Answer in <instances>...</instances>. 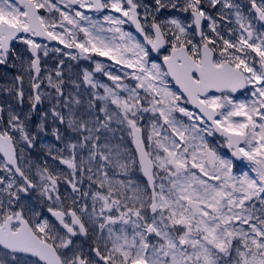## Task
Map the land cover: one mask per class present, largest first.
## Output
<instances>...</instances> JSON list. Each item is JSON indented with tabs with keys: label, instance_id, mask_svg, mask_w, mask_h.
<instances>
[{
	"label": "snow or ice",
	"instance_id": "6c2138e0",
	"mask_svg": "<svg viewBox=\"0 0 264 264\" xmlns=\"http://www.w3.org/2000/svg\"><path fill=\"white\" fill-rule=\"evenodd\" d=\"M249 4L0 0V264H264V0ZM42 41L94 69L66 81ZM49 117L63 170L25 156Z\"/></svg>",
	"mask_w": 264,
	"mask_h": 264
},
{
	"label": "rangeland",
	"instance_id": "374dc122",
	"mask_svg": "<svg viewBox=\"0 0 264 264\" xmlns=\"http://www.w3.org/2000/svg\"><path fill=\"white\" fill-rule=\"evenodd\" d=\"M98 59L104 60L105 58H98ZM79 62L80 63L78 64V67H76V68H74V65L72 63L69 66L63 67L64 78L66 81H68L69 78H71V79H82V73L85 69H88L89 71L94 69V65L90 64L88 61L79 60ZM108 63L110 64L111 62H108ZM47 69H55V67L48 64ZM95 79L98 81H101L103 83L111 84V81H108L107 78L100 73L95 74ZM69 87H71V84H69ZM91 91H92L91 89L86 90V86L82 87L80 89V96L83 100L85 107L87 106L88 101L90 99L89 93ZM100 91L102 93L103 90L101 89ZM47 108H49V105H48L47 101H45L41 106V111L36 113V122H34L35 127H36V124H39L41 122V113L43 111H45ZM33 116H34V113H32V117ZM57 124H58V122H57ZM47 125L48 126L46 128V132H44V134H42L41 132L37 133V137H36V140L39 141L37 143H40V145H39L40 147H42V145L44 144L43 148H37L35 146L36 151L35 152L33 151V153H30V152L25 153V156L29 159V162H31L33 165H35V164L43 165L45 163V161H47L48 165L54 169L53 164L55 162L52 161L51 157L46 156L48 148L50 147L48 142H50L51 146H52V145H54L53 142L55 141V138L52 136L51 133H52V128L56 125H53L51 117L48 118ZM35 131H37V130L35 129ZM34 133H36V132H34ZM126 143H130V142L126 141ZM55 145H56V147L61 146L60 144L58 145L57 143H55ZM34 153L36 155H34ZM38 159H40V160H38ZM61 168H62V165H61ZM63 169H64V166H63L62 170ZM133 175H134V178L140 179V174L138 171L135 172ZM63 189H64V191H62V193H64V194L70 193V191H71V189L67 188V185H64V184H62V190ZM65 189H67V192L65 191ZM36 201H39L37 199V197H34L32 199V202H31V200H29L30 205H33L36 207V204H35ZM42 204H43V202H42ZM40 206H41V203H38V207H36L37 211H41Z\"/></svg>",
	"mask_w": 264,
	"mask_h": 264
},
{
	"label": "flooded vegetation",
	"instance_id": "af4514ba",
	"mask_svg": "<svg viewBox=\"0 0 264 264\" xmlns=\"http://www.w3.org/2000/svg\"><path fill=\"white\" fill-rule=\"evenodd\" d=\"M235 2L237 4H239L241 6V10L243 12H245V14H247V11L248 9L250 8V4H249V0H235ZM167 14V13H165ZM213 15H215V13H213ZM255 25H256V28L257 29H264V23H261V22H258V21H254ZM205 27H207V24L205 23ZM42 43H47L48 46H49V49H50V53H49V56L47 58H45L42 62V66L45 67L47 69V65L50 64L54 67H56L58 64H59V59H63L64 60V65L63 67L65 66H69L71 63L74 65V68L78 67V64L80 63L79 60H71L69 59V57L67 56H63V57H59L57 53L51 51V49H54L56 47H60V48H63L62 45H59L57 42L55 41H52V42H47V41H42ZM67 51V50H65ZM0 77H6L8 80H11V77H12V73L3 68V67H0ZM27 87V85H26ZM238 98H242V96H238ZM9 98L6 96V95H0V102H6L8 101ZM41 106L42 104L38 107V109L32 113H34V116L32 117V121L29 123V127L32 129L33 132H37L35 131L36 127L34 126V122H36V113H38L39 111H41ZM24 111L27 112L28 111V101H27V97L25 98V105H24ZM32 113H31V116H32ZM42 134H44V132H41ZM51 141V140H50ZM39 141H35V146L37 148H43V145L42 147H40V143H37ZM57 143L59 145L58 142L54 141L53 144ZM48 144L51 146V143L48 142ZM33 151L35 152L36 151V148H32L30 150V153H33ZM221 152L222 154H225L227 158H232L231 157V153L230 151L225 147L221 148ZM34 155H36L34 153ZM40 160V159H38ZM29 161V159H28ZM237 165H238V168H239V171L242 172L244 170H247L246 169V165H247V162H244L243 164H240L239 162H237ZM58 166L59 169L62 170L63 168V165H62V168H61V165H59V162L58 161H55V163L53 164V167L54 169H56ZM85 187H87V182H85ZM64 191V189L62 190V185H61V192ZM36 197L35 195H33L30 200L32 202V199ZM29 202V201H28ZM30 203V202H29ZM38 203H41V206H40V210L44 212L45 215H49L47 213V208H46V205L42 204L41 201H36L35 204H36V207H38ZM68 203H70V201H68ZM91 241L90 240H86L85 237L83 236H80L76 239V243L79 245V244H84L85 247H87V244L90 243Z\"/></svg>",
	"mask_w": 264,
	"mask_h": 264
}]
</instances>
